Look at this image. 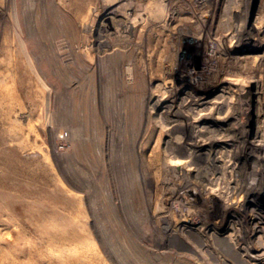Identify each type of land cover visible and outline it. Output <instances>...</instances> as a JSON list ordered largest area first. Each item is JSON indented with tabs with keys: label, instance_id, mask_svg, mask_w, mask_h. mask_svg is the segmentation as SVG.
Segmentation results:
<instances>
[{
	"label": "rangeland",
	"instance_id": "obj_1",
	"mask_svg": "<svg viewBox=\"0 0 264 264\" xmlns=\"http://www.w3.org/2000/svg\"><path fill=\"white\" fill-rule=\"evenodd\" d=\"M224 78L229 106L187 107ZM240 124L247 141L227 148L257 150L264 0H0V264H252L235 241L264 247L263 160L256 195L226 174L191 197L207 235L176 226L191 193L172 196Z\"/></svg>",
	"mask_w": 264,
	"mask_h": 264
},
{
	"label": "bare ground",
	"instance_id": "obj_2",
	"mask_svg": "<svg viewBox=\"0 0 264 264\" xmlns=\"http://www.w3.org/2000/svg\"><path fill=\"white\" fill-rule=\"evenodd\" d=\"M225 1V0H224ZM235 0H232V2H234ZM243 1V0H242ZM237 2V1H236ZM240 2V1H239ZM244 4V2H243ZM226 5V4H225ZM242 5V4H241ZM233 6V5H232ZM234 6H237L236 4ZM118 10V9H117ZM113 11V10H112ZM108 12V11H107ZM116 12V11H115ZM118 12V11H117ZM119 13V12H118ZM131 22V21H130ZM132 23V22H131ZM129 23L125 22L123 23V25L126 27V25H128ZM131 25V24H129ZM120 26V25H118ZM123 27V26H122ZM187 30V29H186ZM186 30H185V33H186ZM181 32H184V31H181ZM240 44V43H239ZM238 44L236 43L235 45H233V49L232 50H237ZM237 48V49H236ZM214 70V69H213ZM211 68L209 69V74L211 76V72L213 71ZM192 74V73H191ZM190 74V75H191ZM213 74V72H212ZM201 75V74H200ZM206 75V74H205ZM230 79V78H229ZM228 78H224L222 80H218L216 83L214 84H211V85H201L202 83L200 84H197V87H194L193 90L191 92H198V93H202L204 94L205 96H207V91H212V90H220L222 91L221 93L217 94V96H214L213 99H205V96L203 95H199V96H196V94H193L192 93V96H193V99L194 100H191V102L188 101V105L187 103H185L188 106H197L201 103H207L208 102V106H209V110L211 109V111H215V112H219L220 113V110L222 108V106L224 105L226 107V105L228 104L229 106V103L226 102L227 99H224V97H233V92L236 91L235 89L233 90L232 93L229 94V96H226L224 92H229V89L231 87V84L233 83H236L235 81H232V80H229ZM186 82V81H185ZM187 83V82H186ZM237 85V84H236ZM202 87H208V89L206 88H202ZM214 87V89H213ZM238 88V86H236ZM234 88V86H233ZM199 89V90H198ZM232 91V90H231ZM239 91V90H238ZM177 93V92H176ZM237 93V92H236ZM239 93V92H238ZM241 93V92H240ZM178 94V93H177ZM186 94V93H185ZM190 94V93H189ZM191 95V94H190ZM221 95V96H220ZM228 95V93H227ZM232 95V96H231ZM241 95V94H240ZM166 96V95H164ZM160 97V96H159ZM162 97V96H161ZM188 97V96H187ZM191 97V96H190ZM208 97V96H207ZM213 97V96H212ZM165 98V97H164ZM189 98V97H188ZM248 98V97H247ZM185 99V98H184ZM187 99V98H186ZM191 99V98H190ZM162 100V99H161ZM161 100H158V101H161ZM232 100V98L230 99V101ZM227 103L226 105L224 103ZM233 102V101H232ZM156 103V102H155ZM157 104V103H156ZM165 104V103H164ZM234 104V103H233ZM170 105H168L169 107ZM173 106V105H172ZM202 106V105H201ZM171 107V106H170ZM175 107V106H174ZM184 107V106H183ZM186 107V108H187ZM203 107V106H202ZM201 108V107H200ZM241 108V107H240ZM167 109V108H165ZM183 109V108H182ZM181 109V110H182ZM185 109V108H184ZM190 109V107H189ZM188 109V110H189ZM199 109V108H198ZM207 109V107H206ZM180 110V112H181ZM200 110V109H199ZM204 110V109H202ZM201 110V112H202ZM227 110V109H226ZM166 112V110H164V113ZM168 112V110H167ZM190 112V110H189ZM198 112V110H197ZM194 113L195 114H197ZM225 112V110H224ZM163 113V112H162ZM183 113V112H182ZM180 113V114H182ZM185 113V112H184ZM187 113V112H186ZM185 113V114H186ZM216 113V114H217ZM226 113V112H225ZM192 114V113H191ZM214 114V113H212ZM233 114V113H231ZM230 114V116H231ZM164 115V114H163ZM199 115V114H197ZM166 117V115H164ZM174 116V115H173ZM189 116V115H188ZM200 116V115H199ZM197 116L198 119L196 118L198 121L201 122H210V121H216L215 120V116L213 117V115L211 114H203L202 112V116ZM225 116V115H224ZM223 116V117H224ZM229 116V115H227ZM242 116V115H241ZM163 117V116H162ZM170 118V115L168 116ZM191 117V115H190ZM189 117V118H190ZM217 117V116H216ZM232 117V116H231ZM173 118V117H172ZM171 118V119H172ZM201 118V119H200ZM167 119V118H165ZM190 119H193L192 117ZM189 119V120H190ZM218 119H220L218 117ZM217 119V120H218ZM228 119V118H227ZM235 119V118H234ZM240 119V118H239ZM175 121V119H173ZM195 120V121H197ZM221 120V119H220ZM187 121V120H186ZM194 121V120H193ZM193 121H191L193 123ZM190 122V121H189ZM197 123V122H196ZM209 124V123H208ZM242 124V123H241ZM238 126V127H234V128H231L229 130L232 131V133L229 135L228 134H225V138H221L220 139L218 138L217 140L215 139L214 142H211L209 145V148L208 149V152H209V155L211 156L212 160H211L209 163H207V167L206 169L203 171V172H198V171H193V176L196 177L194 178V180H188V178H185L184 182H183V185L179 187V189L177 190H173L172 191V196H177L179 197L182 193H191L190 195V199L187 198V196H183V198H180L178 200L179 203H188V211L186 212H182L181 213V216H180V222L179 223H176V226L180 227V228H183V227H191V228H194V229H197L201 232V235H207L208 234V230H209V225L210 222H208V220H206L204 217H202V215L200 213H197L193 210V208H191L190 206H192V202L191 201V197L194 196V195H197V194H203L205 193V197L207 198L208 196V192L211 193L213 196H217L218 194L216 193L215 190H219L221 189L222 186H220L222 184V182L224 181V178L226 176V174H228V176H226V179L228 178V185L229 183L231 182L234 189L235 188H239L240 190H243V192H247L250 190V196L249 197H252L254 195H256L255 191L252 190L255 189L254 185L256 183V178H257V175H256V170L254 169L253 167V170L251 168H249V164H252L254 163V165L257 164V160L261 159V161L263 160L264 161V156L262 157V154H264V141H261V142H257V145L254 144L256 147L258 146V149H260V152H258L259 150L257 149H248L247 147L243 146L242 149H236V148H227V143H229L230 141H232L233 143L232 144H235L236 140L238 139H242V141L244 140V142L247 141V138L249 136V132L247 130V128L244 126V125H241ZM182 125V124H181ZM192 125V124H190ZM207 125V123H206ZM227 125V124H226ZM239 125V124H238ZM209 126V125H208ZM234 126V125H233ZM193 127V125H192ZM196 127V125H195ZM224 127V126H223ZM230 126H228L229 128ZM182 128V127H181ZM197 128V127H196ZM202 128V127H201ZM209 128V127H208ZM213 128V127H212ZM211 128V130H212ZM246 128V129H245ZM191 129V127L189 128ZM194 129V128H193ZM192 129V130H193ZM200 129V127L198 128ZM196 130V129H195ZM210 130V131H211ZM218 130V129H217ZM223 130V128H222ZM172 131V130H171ZM197 131V130H196ZM208 131V130H207ZM225 131V130H224ZM212 132V131H211ZM215 132V131H213ZM221 133V131H220ZM193 134V133H192ZM195 134V133H194ZM197 134V133H196ZM200 135V134H199ZM202 135V134H201ZM209 135V134H208ZM216 135L218 136V134L216 133ZM224 135V134H223ZM195 136V135H193ZM207 136V135H206ZM221 136V134L219 135ZM228 136V137H227ZM192 137V136H191ZM190 137V138H191ZM198 136H196L197 138ZM200 137V136H199ZM236 137V138H235ZM183 138V137H182ZM195 138V137H194ZM193 138V139H194ZM167 139V138H166ZM178 139V137H177ZM181 139V138H180ZM203 139V138H202ZM201 139V140H202ZM171 140V139H170ZM174 139H172L173 141ZM176 140V139H175ZM183 140V139H182ZM197 140V139H196ZM213 140V139H212ZM211 140V141H212ZM180 140H178L177 142H179ZM195 141V140H194ZM174 142V141H173ZM176 142V144H177ZM204 142V140H203ZM209 142V141H208ZM181 143V142H179ZM188 143V142H187ZM193 143V142H191ZM190 143V144H191ZM200 143V142H199ZM175 144V143H173ZM246 144V143H245ZM248 145H251L252 143L250 141H248L247 143ZM252 144V145H253ZM168 145V144H167ZM183 145V144H182ZM243 145V144H242ZM247 145V146H248ZM175 147L177 146L178 148V145H174ZM185 146V145H184ZM188 147H189V144H188ZM199 147V146H198ZM222 147V148H221ZM254 147V146H253ZM182 148V147H181ZM180 148V150H181ZM187 148V147H185ZM171 149V148H170ZM184 149V148H183ZM188 149V148H187ZM191 149V147H190ZM199 150V149H198ZM192 151V152H191ZM204 151V150H203ZM187 152V151H186ZM205 152V151H204ZM201 153V152H200ZM260 153V154H259ZM180 154V153H178ZM184 154V153H183ZM193 154H197V153H194L193 152V149L189 150V153L187 152V155L186 157H189V156H192L193 157ZM204 154V153H203ZM181 155V154H180ZM185 155V154H184ZM257 155H260L257 157ZM208 156V155H207ZM206 156V157H207ZM178 157V156H177ZM185 157V156H183ZM182 157V158H183ZM185 157V159H186ZM209 158V157H208ZM175 159V158H174ZM185 159H178L177 161V164L175 165H178L179 166V171L183 172L185 170V166L186 164H183L185 162ZM192 159V158H191ZM207 159V158H205ZM176 161V159H175ZM188 161V160H187ZM192 160H190L191 162ZM206 161V160H205ZM208 161V160H207ZM262 161V162H263ZM171 162V161H170ZM261 163V162H260ZM195 164V163H194ZM205 164V163H204ZM206 165V164H205ZM251 165V166H252ZM190 166V165H189ZM250 166V167H251ZM264 166V165H263ZM184 167V168H183ZM195 167V166H194ZM259 167V166H258ZM257 167V168H258ZM198 168V167H197ZM200 168V167H199ZM244 168H246V170H244ZM196 170V169H195ZM200 170V169H199ZM248 170H251V171H248ZM260 170H262L260 167L258 168V173L257 174H261ZM264 172V170H262ZM191 174V173H189ZM263 175V174H262ZM193 179V178H192ZM228 185L226 184L225 185V188L226 190L228 189ZM250 185V186H249ZM257 187V186H256ZM238 189V190H239ZM237 190V191H238ZM223 192H225V190H223ZM246 192V194H247ZM244 194V193H243ZM248 197V198H249ZM186 198V199H185ZM238 199V196L235 195L232 200H234V202L236 203V200ZM230 203V202H229ZM237 203L239 204L240 203V200H237ZM228 202L226 203L225 202V208L227 207L228 208ZM231 204V203H230ZM248 204V203H247ZM246 204V205H247ZM190 212L193 213V216L190 215ZM232 227V226H231ZM169 230V229H168ZM237 236V235H236ZM243 241V238H240L238 237L237 240L235 241L236 244H238L237 246L241 249V254H244L252 264L253 263H261V264H264V247H258L256 246L255 244H251V246L249 245H241V242ZM245 241V240H244ZM261 241V240H260ZM230 242V241H229ZM211 244V242H210ZM212 245V244H211ZM216 246V245H215ZM213 246V248L215 247ZM227 247V246H226ZM222 249V248H221ZM224 249V248H223ZM226 249V248H225ZM214 250L216 251V249L214 248ZM219 252V251H218ZM231 257V256H230ZM232 258V257H231ZM230 258V259H231ZM249 262V263H250Z\"/></svg>",
	"mask_w": 264,
	"mask_h": 264
}]
</instances>
